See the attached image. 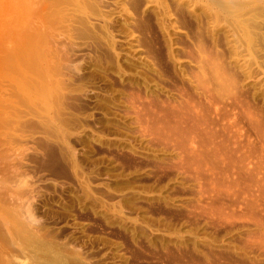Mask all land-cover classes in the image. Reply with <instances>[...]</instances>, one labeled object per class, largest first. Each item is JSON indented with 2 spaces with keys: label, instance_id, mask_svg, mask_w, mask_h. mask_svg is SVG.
<instances>
[{
  "label": "rangeland",
  "instance_id": "rangeland-1",
  "mask_svg": "<svg viewBox=\"0 0 264 264\" xmlns=\"http://www.w3.org/2000/svg\"><path fill=\"white\" fill-rule=\"evenodd\" d=\"M0 264H264V0H0Z\"/></svg>",
  "mask_w": 264,
  "mask_h": 264
},
{
  "label": "bare ground",
  "instance_id": "bare-ground-1",
  "mask_svg": "<svg viewBox=\"0 0 264 264\" xmlns=\"http://www.w3.org/2000/svg\"><path fill=\"white\" fill-rule=\"evenodd\" d=\"M1 187V186H0Z\"/></svg>",
  "mask_w": 264,
  "mask_h": 264
}]
</instances>
